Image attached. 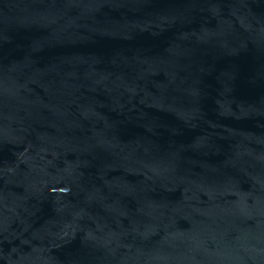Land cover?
<instances>
[{
	"label": "water",
	"instance_id": "water-1",
	"mask_svg": "<svg viewBox=\"0 0 264 264\" xmlns=\"http://www.w3.org/2000/svg\"><path fill=\"white\" fill-rule=\"evenodd\" d=\"M0 264H264V0H0Z\"/></svg>",
	"mask_w": 264,
	"mask_h": 264
}]
</instances>
